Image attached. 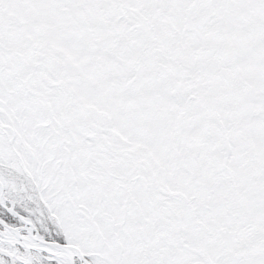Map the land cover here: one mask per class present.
<instances>
[{
  "label": "snow or ice",
  "instance_id": "6c2138e0",
  "mask_svg": "<svg viewBox=\"0 0 264 264\" xmlns=\"http://www.w3.org/2000/svg\"><path fill=\"white\" fill-rule=\"evenodd\" d=\"M0 264H264V0H0Z\"/></svg>",
  "mask_w": 264,
  "mask_h": 264
}]
</instances>
